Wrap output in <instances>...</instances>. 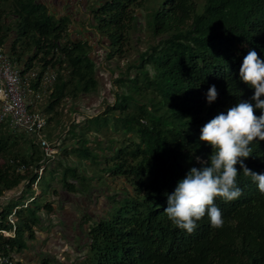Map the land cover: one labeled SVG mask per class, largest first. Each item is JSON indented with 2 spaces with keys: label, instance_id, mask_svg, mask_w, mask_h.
<instances>
[{
  "label": "trees",
  "instance_id": "trees-1",
  "mask_svg": "<svg viewBox=\"0 0 264 264\" xmlns=\"http://www.w3.org/2000/svg\"><path fill=\"white\" fill-rule=\"evenodd\" d=\"M142 3L107 0L92 8L90 26L107 39L113 58L123 56L130 33L138 30L132 8L141 9ZM70 25V17H55L39 0H0V47L8 45L9 58L24 72L37 67L40 77L48 67L56 70L46 112L99 88L89 56L92 47L86 40H71ZM146 26L152 44L114 80L122 89L117 93L128 95L103 112L124 115L127 135H132L102 160L106 174L125 179L132 193L121 198L114 215L88 227V252L73 264H264V195L239 164L236 183L243 194L231 202L216 199L223 227L213 228L205 215L188 234L163 212L165 194H171L192 167H201L195 157L207 160L211 155V147L199 140L202 127L241 101L254 106V90L239 80V68L249 50L264 60V0H167ZM212 85L218 96L208 104ZM33 88L37 90L38 83ZM260 114L256 109L255 115ZM77 140L70 153L83 161L95 160L86 140ZM251 147L253 156L243 162L252 172L264 174V141ZM48 162L36 136L0 124V197L23 186L18 197L0 207V255L12 258L25 250L35 237L40 213H54L50 202L34 206L50 188L40 184ZM57 170L62 187L76 192L77 169L58 162L51 173ZM34 185L40 187L37 195ZM51 261L46 258L42 264Z\"/></svg>",
  "mask_w": 264,
  "mask_h": 264
},
{
  "label": "rangeland",
  "instance_id": "rangeland-1",
  "mask_svg": "<svg viewBox=\"0 0 264 264\" xmlns=\"http://www.w3.org/2000/svg\"><path fill=\"white\" fill-rule=\"evenodd\" d=\"M100 1L107 0H39L55 17H70L69 34L74 42L79 38L74 36L77 26H81L82 31H79L77 35L82 33L80 37L88 41L92 47L89 56L95 63L99 83L97 92L87 96L82 95L74 101H63L51 112H46L45 109L49 103L47 97L54 85L52 83L47 89L39 88V91L43 92L42 100L30 107L46 121L50 119L43 131V137L54 150L49 157L51 163L48 162L45 165L46 171L40 183L43 187L48 184L50 188L47 194L38 197L34 203V206H38L50 202L54 208L52 214L41 212V222L34 228L39 233L38 237L42 236L40 233L43 235L48 233L47 239L51 238V251H55L53 255L58 257V260L51 261L50 264H61L59 263L61 259H64L61 261L62 264L77 263L87 251L88 227L99 218H110L114 215L121 207V198L132 193L128 182L123 178L113 179L108 176L105 165L102 163L104 157L111 155L120 147V143L127 141L126 137L130 138L132 135H127L124 115H120L117 111H109L105 115L103 112L107 107L114 105L115 99L121 104L123 97L128 95L126 92L117 93L122 89L119 90L114 80L121 71L137 59L138 53L145 51L148 45L152 44L153 40L146 23L167 0H140L143 1L141 9L132 8L139 27L137 31L130 33L132 40L126 44L125 52L120 58L109 55L111 48H108L107 39L101 37L90 26L94 23L92 15H88L87 5L90 4L94 8ZM85 27H88L89 31L84 30ZM45 71L48 76L52 74L56 76V70L51 67ZM130 73V77H133V73ZM70 130H72L71 134H69ZM81 138L86 140V146L89 147L86 150L91 153V157L96 158L95 160L83 161L78 158L76 152L70 153V149L77 144V139ZM64 147L66 150H62ZM64 151L66 153H63ZM58 162L77 169L80 178L73 182L76 185V192H67L62 187L59 181L60 170H57L55 174L51 173L53 166L55 167ZM22 189L23 186H20L17 190L4 193L0 197V207L18 197ZM54 189L57 191L56 195L52 194ZM33 190L36 195L39 194V185H34ZM113 195L118 196L117 200H108ZM23 201L24 199L13 203L21 204Z\"/></svg>",
  "mask_w": 264,
  "mask_h": 264
},
{
  "label": "clouds",
  "instance_id": "clouds-1",
  "mask_svg": "<svg viewBox=\"0 0 264 264\" xmlns=\"http://www.w3.org/2000/svg\"><path fill=\"white\" fill-rule=\"evenodd\" d=\"M239 80L254 90L251 97L254 106L241 101L230 107L226 114L220 113L206 123L200 130L199 140L211 147V155L207 160L195 157L201 167H192L177 182L174 191L165 194L167 207L163 212L176 228L188 234L197 229L205 215L213 228L223 227L224 219L216 199L231 202L243 194L236 183L237 164L264 195V174L252 172L243 162L253 156L251 145L264 141V60L255 50H249L243 58ZM217 96L215 85L210 86L207 103H213ZM256 109L260 110L259 117L255 115Z\"/></svg>",
  "mask_w": 264,
  "mask_h": 264
},
{
  "label": "built area",
  "instance_id": "built-area-1",
  "mask_svg": "<svg viewBox=\"0 0 264 264\" xmlns=\"http://www.w3.org/2000/svg\"><path fill=\"white\" fill-rule=\"evenodd\" d=\"M40 72L39 68L24 72L22 66L12 62L5 47H0V124L7 123L18 133L36 136L44 156L49 158L54 150L43 137L46 120L30 107L42 100L43 92L39 88L47 89L56 76H48L44 71L39 77ZM35 83H38L37 90L33 88ZM1 233L6 234L4 231ZM0 264H15V261L10 256L0 255Z\"/></svg>",
  "mask_w": 264,
  "mask_h": 264
},
{
  "label": "crops",
  "instance_id": "crops-1",
  "mask_svg": "<svg viewBox=\"0 0 264 264\" xmlns=\"http://www.w3.org/2000/svg\"><path fill=\"white\" fill-rule=\"evenodd\" d=\"M43 5H45V4H43ZM87 6H88V8H87L88 15L90 16V14H91L90 10L92 9V5L88 4ZM77 27H78V29L74 33V36H76L77 38L79 37L78 39H80L81 33H79L78 35H77V33L79 31H82V28H81V26H77ZM69 30H70V28H69ZM84 30H86V28ZM8 48H9L8 45H5V49L7 50ZM40 215H41V213H40ZM71 228L73 230L72 226H71ZM34 232H35V237L32 241H28L26 243L27 248L25 250L19 252V253L12 254L13 260L17 263H20V264H42L43 260L46 258L52 259L54 262H57L56 259L58 257L56 258L55 255H53L55 251H51V244H50L51 238L47 239L48 233H45V235L40 233L42 236L38 237L37 236V234H39L38 231L34 230ZM59 242L61 243L62 241L60 240ZM63 260L64 259H61L59 261V263L62 264L61 261H63ZM71 261H73V258H71ZM73 263H71V264H73Z\"/></svg>",
  "mask_w": 264,
  "mask_h": 264
},
{
  "label": "flooded vegetation",
  "instance_id": "flooded-vegetation-1",
  "mask_svg": "<svg viewBox=\"0 0 264 264\" xmlns=\"http://www.w3.org/2000/svg\"><path fill=\"white\" fill-rule=\"evenodd\" d=\"M100 2H102V1H100ZM100 2H99V3H100ZM97 5H98V4H97ZM97 5H95V6H97ZM95 6H94V7H95ZM90 25H91V24H90ZM85 28H86L87 31H89V28H88V27H85ZM83 33H84V32H83ZM86 33H87V32H86ZM81 34H82V33H81ZM84 34H85V33H84ZM82 35H83V34H82ZM81 39L84 40V39L81 38V37H80V39H78V40H81Z\"/></svg>",
  "mask_w": 264,
  "mask_h": 264
},
{
  "label": "bare ground",
  "instance_id": "bare-ground-1",
  "mask_svg": "<svg viewBox=\"0 0 264 264\" xmlns=\"http://www.w3.org/2000/svg\"><path fill=\"white\" fill-rule=\"evenodd\" d=\"M5 235L7 236L8 234L6 233Z\"/></svg>",
  "mask_w": 264,
  "mask_h": 264
}]
</instances>
